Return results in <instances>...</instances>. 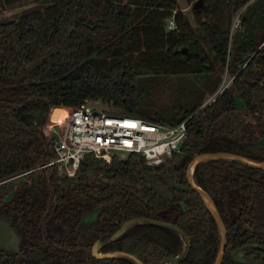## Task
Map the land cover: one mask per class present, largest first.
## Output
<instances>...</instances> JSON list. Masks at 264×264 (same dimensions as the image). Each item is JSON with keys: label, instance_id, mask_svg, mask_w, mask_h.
Instances as JSON below:
<instances>
[{"label": "trees", "instance_id": "16d2710c", "mask_svg": "<svg viewBox=\"0 0 264 264\" xmlns=\"http://www.w3.org/2000/svg\"><path fill=\"white\" fill-rule=\"evenodd\" d=\"M24 1L2 0L8 7ZM202 1L192 12L210 52L176 0H59L0 23V217H12L22 237L18 253L0 250V264H133L90 253L96 241L132 218L168 222L186 233L187 254L175 264L214 262L218 229L185 173L200 153L264 159V0ZM236 13L240 24L232 29ZM169 19L175 25L166 30ZM211 59L233 78L219 97L209 104L198 97L162 121L144 114L143 94L157 78L208 75ZM86 100L146 121L186 120L181 151L157 166L138 154L114 156L109 164L86 154L73 177L59 175L53 165L42 167L56 156L52 139L42 132L50 110ZM166 177L186 188H170ZM193 178L227 230L221 264H242L232 253L244 245L264 247L256 211L264 198V169L211 160L198 165ZM96 210L95 220L83 225L84 216ZM55 225L63 228L61 236L52 233ZM182 244L171 229L139 224L100 251L158 264L180 254ZM247 256L264 264L263 250L248 249Z\"/></svg>", "mask_w": 264, "mask_h": 264}, {"label": "built area", "instance_id": "2783aa9c", "mask_svg": "<svg viewBox=\"0 0 264 264\" xmlns=\"http://www.w3.org/2000/svg\"><path fill=\"white\" fill-rule=\"evenodd\" d=\"M167 24L169 30L174 28L173 19ZM63 108L67 111L64 121L56 122L50 114L42 129L52 139L56 154L42 167L53 165L59 175L73 177L86 154L107 164L114 156L126 159L138 154L146 165L157 166L179 153L186 139V120L175 125L151 122L109 112L86 101Z\"/></svg>", "mask_w": 264, "mask_h": 264}, {"label": "rangeland", "instance_id": "374dc122", "mask_svg": "<svg viewBox=\"0 0 264 264\" xmlns=\"http://www.w3.org/2000/svg\"><path fill=\"white\" fill-rule=\"evenodd\" d=\"M56 1L59 0H27L8 7L3 4L2 0H0V23L11 21L31 12L43 9L50 3ZM196 1L198 0L188 3L187 0H176V8L185 15L195 37L201 43L205 51L210 52L209 46L207 45L192 12V6ZM238 21L239 13H236L232 17V29L236 27ZM166 30H168V28H166ZM211 61L212 71L209 72L208 75H175L167 79L157 78L154 88L147 90L143 94V105L141 107L144 114L147 116L150 115L154 118L156 117L158 121H162V117H171L175 113H180V109L188 107L194 100H197L196 98L198 97L202 96L203 104L211 103L217 93L231 80V76L227 74L226 67H221L219 63L215 62L213 59H211ZM217 82L219 85L216 91L211 94L209 89ZM86 102L109 112L117 113L116 109L103 104L99 100H86ZM236 103L241 109L242 105L239 99H237ZM50 114L51 110L49 112V115ZM51 119L53 120V118ZM48 120L49 118L47 119L45 126L48 124ZM260 144L264 145V141H260ZM258 207V221L263 224L264 201L260 200ZM55 231L60 233L61 228L58 226L55 228ZM236 255L238 256L239 261H245V250H240ZM253 263L254 262L251 264Z\"/></svg>", "mask_w": 264, "mask_h": 264}, {"label": "water", "instance_id": "95a60500", "mask_svg": "<svg viewBox=\"0 0 264 264\" xmlns=\"http://www.w3.org/2000/svg\"><path fill=\"white\" fill-rule=\"evenodd\" d=\"M203 5V1L202 0H198L196 1L192 8L193 9H198ZM233 79V78H232ZM232 79L230 80V82L224 86L218 93L217 95L213 98L212 101H214L217 97H219L222 92L228 88V86L230 85ZM244 119L248 122H252V120H250L247 116L243 115ZM211 160H231V161H235L238 163H241L243 165L252 167V168H259V169H264V159L261 162H254L251 160H248L244 157L238 156L236 154L233 153H228V152H217V153H200V154H196L195 156H193L187 166L186 169V173H185V177H186V182L187 185L192 188L194 191L197 192V194L200 196L201 200L204 202V204L206 205V207L209 209V211L211 212L217 229H218V234H219V242H218V250H217V254L216 257L214 259V262L212 264H221L222 259L224 257V253L226 250V236H227V230L225 227V224L213 202V200L211 199V197L208 195L207 192H205L201 187H199L193 178V173L195 168L202 164L205 163L207 161H211ZM164 184H166L167 186H169L172 189H176V190H184L186 188L185 185H182L180 183H177L176 181L170 179V178H164L163 179ZM4 206V202L0 201V208ZM97 212H99V210H96L94 212L88 213L84 216V218L82 219V224L83 225H89L90 223H92L95 218H96V214ZM13 218L6 216V217H0V250H3L5 252H10V253H18L19 252V247L21 245L22 242V237L18 232L17 227H15L13 224ZM139 224H152V225H157L160 227H164V228H168L171 229L172 231H174L182 240L183 244H182V250L180 252V254H178L175 257H170V258H165L163 260H161L158 264H175L177 262H179L181 259L184 258V256L187 254L188 248H189V239L188 236L186 235V233L179 228L178 226L168 223V222H163V221H157V220H152V219H146V218H132L127 220L126 222H124L120 228L118 230H116L113 234H111L108 237H105L101 240L96 241L91 249H90V253L91 256L97 259H104V258H123L126 259L128 261H130L133 264H143L138 258H136L135 256L131 255V254H127V253H119V252H101L100 249L102 246H104L105 244L119 238L120 236H122L126 230L134 225H139ZM250 248H260L256 245H245L242 246L240 248H237L233 251L232 255L234 257L235 260H237V253L241 250H246V249H250Z\"/></svg>", "mask_w": 264, "mask_h": 264}, {"label": "flooded vegetation", "instance_id": "af4514ba", "mask_svg": "<svg viewBox=\"0 0 264 264\" xmlns=\"http://www.w3.org/2000/svg\"><path fill=\"white\" fill-rule=\"evenodd\" d=\"M260 200L264 201V198H263V199H259L258 202L256 203L257 216H258V211H259L258 204H259V201H260ZM98 213H99V212H97L96 216L98 215ZM258 222H259V221H258ZM58 226H59V225H55V226H53V228H52V233L55 234V235H57V236H61V235L64 233V230H63V228H62L61 226H59V227L61 228V232H60V233L56 232V231H55V228L58 227ZM258 230H259V232L261 233V237H262V236L264 237V223H263V224H261L260 222L258 223ZM226 237H227V236H226ZM45 244H46V243H45ZM226 244H227V240H226ZM247 245H256V246H258V247H260V248H250V249H260V250H263V251H264V247H263V246H260V245H258V244H252V243H250V244H247ZM244 246H245V245H244ZM19 248H20V247H19ZM247 251H248V249L245 250V261H244V262L239 261L238 256H237V260H236V261H238V262H240V263H242V264H251L252 262H254L253 264H259L257 261H254L253 259H251V258H249V257L247 256Z\"/></svg>", "mask_w": 264, "mask_h": 264}, {"label": "bare ground", "instance_id": "6f19581e", "mask_svg": "<svg viewBox=\"0 0 264 264\" xmlns=\"http://www.w3.org/2000/svg\"><path fill=\"white\" fill-rule=\"evenodd\" d=\"M67 111L61 107H55L52 109L51 118H53L54 121L62 123L64 119L66 118Z\"/></svg>", "mask_w": 264, "mask_h": 264}, {"label": "crops", "instance_id": "0c3cea01", "mask_svg": "<svg viewBox=\"0 0 264 264\" xmlns=\"http://www.w3.org/2000/svg\"><path fill=\"white\" fill-rule=\"evenodd\" d=\"M52 109H53V108H52ZM52 109H51V110H52Z\"/></svg>", "mask_w": 264, "mask_h": 264}]
</instances>
